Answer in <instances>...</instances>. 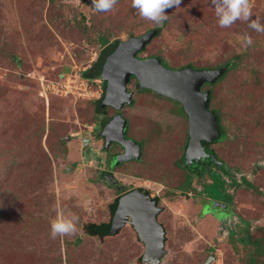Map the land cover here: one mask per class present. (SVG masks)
Listing matches in <instances>:
<instances>
[{
    "label": "rangeland",
    "instance_id": "1",
    "mask_svg": "<svg viewBox=\"0 0 264 264\" xmlns=\"http://www.w3.org/2000/svg\"><path fill=\"white\" fill-rule=\"evenodd\" d=\"M166 15L167 24L142 57L160 55L178 68L189 62L198 67L215 66L243 54L241 69L215 86L222 95L219 102L228 119L229 138L212 148L232 175L244 176L254 186L240 182L235 187L232 179L224 176L233 196L232 219L238 218L237 225H231L237 229L235 235L230 236L223 228V215L218 219L207 209L201 211L202 197L190 196L189 188L182 191L184 172L178 163L188 142L189 121L173 116V103L154 91L136 92V105L126 109L132 133L147 142L145 163H129L128 171L136 175L126 182H144L162 197L160 219L167 241L161 264H246L249 245L239 239L245 229L248 227L254 238L264 237V120L263 125L256 126L254 120L240 126L242 123L229 114L242 85L257 88L252 68L264 83V33L249 28L250 21L219 27L211 0H180L178 7L166 9ZM256 18L264 24V0H254L250 19ZM84 24H94L97 30H84ZM159 25L142 19L131 0H118L110 12L96 11L92 0H0V39L7 40L10 51L0 55V151L19 156L18 168L2 182L23 189L22 208L10 209L15 203L8 197L6 215L0 217L6 242L0 247V264L150 263L142 259L145 246L130 224L104 240L85 235L78 245L65 246L63 242L56 246L54 241L63 236L51 238L50 221L58 212L77 215L78 231L67 236L74 240L81 232V222L109 220L114 210L111 204L116 190L97 178L96 162L84 160L82 155L84 138L99 144L93 129L98 117L95 107L105 91L102 78L88 82L82 76L103 51L99 42L92 43L86 36L89 33L95 39L107 32L114 42ZM245 34L254 41L247 49L241 43ZM15 57L19 66L13 62ZM42 78L64 80L63 95L48 93L43 97L36 87ZM134 82L130 88L136 91ZM57 86L52 88L59 90ZM210 179L206 173L196 175L194 184L201 189ZM217 183L209 189L214 199L222 194ZM23 209L31 216L28 231L23 224L26 218L19 213ZM60 255L64 261H58Z\"/></svg>",
    "mask_w": 264,
    "mask_h": 264
},
{
    "label": "water",
    "instance_id": "2",
    "mask_svg": "<svg viewBox=\"0 0 264 264\" xmlns=\"http://www.w3.org/2000/svg\"><path fill=\"white\" fill-rule=\"evenodd\" d=\"M154 32L127 42L116 44L110 52H103L94 64V70L106 82L104 96L98 101L96 111L103 112L106 106L122 108L132 102L128 84L135 76L142 88L152 89L157 93L179 101L189 119V142L186 148L185 162L190 163L208 154L204 141L213 143L222 136L218 119L210 109V92L202 86L206 82H215L226 70V66L216 69H197L192 66L184 68L168 67L159 57L142 58L140 53L146 48ZM111 121L104 134L121 142L126 152L119 161L140 158L141 144L125 136L127 120ZM122 120V121H120ZM121 124V125H120ZM116 129V132H115ZM114 133V135H113ZM131 150L136 151L131 153ZM135 153V154H134ZM215 164L223 162L216 153L212 154ZM216 203L212 210L220 206ZM161 208L140 190L129 192L113 210L109 224L104 228L109 234H116L133 217L132 223L140 239L145 243L142 259L149 264H161L166 251V229L159 222Z\"/></svg>",
    "mask_w": 264,
    "mask_h": 264
},
{
    "label": "trees",
    "instance_id": "3",
    "mask_svg": "<svg viewBox=\"0 0 264 264\" xmlns=\"http://www.w3.org/2000/svg\"><path fill=\"white\" fill-rule=\"evenodd\" d=\"M51 3H54L55 0H49ZM168 18L167 20L163 21V23L157 27L151 28L148 31H146L144 34L142 35H131L129 38L125 39V40H115L114 42L110 40L109 34L107 32H103L102 34L99 33V36L97 38H93L91 35L88 36L87 39L90 40V42L92 43H100L103 46V51L102 52H110L111 50H113V47L116 44H121L123 42H127L129 41L131 38H139L149 32H154V35L152 36L151 40L148 42L146 48L142 51L144 52L148 45L152 42V40L156 37H158L161 34L162 28L164 25L167 24ZM94 24H91L90 26H88L87 24H84V28L82 29H93ZM96 29V28H94ZM89 30V31H90ZM97 30V29H96ZM8 42L5 39H0V55L7 53L9 54V48H8ZM141 52V53H142ZM142 57V56H141ZM148 57H159L162 59V61L171 68H176L171 66L169 63L166 62V60L160 56V55H150ZM242 57L243 54H235L233 57L229 58L228 60H225L224 62L218 63L215 66H210V65H206L203 67H198L193 65V63L189 62L188 64H183L181 66H179L178 68H184L187 66H192L195 67L197 69H216V68H222L224 66H226V70L219 76V78L215 81V82H206L204 84V86L202 87V89L204 91H208L210 92V102H209V106L210 109L215 113L218 122H219V126L220 129L222 131V136L219 138V142L224 141L226 139L229 138V127L227 126V117H225V112L222 110L221 106H220V102L222 101V95H219L217 92V89L215 88V86H217L220 83H224L225 80L227 79L229 73H235L238 72L241 69V62H242ZM146 58V57H143ZM13 62L16 64V66H19V60L18 57H15V59L13 60ZM94 63L92 64V66L85 70L84 72H82V76L83 78L87 79L88 82H91L97 78H100V76L98 74H96L95 70H94ZM252 74H253V78L255 80V86H257V88H254L253 90H251V88L246 87V85H242L239 88V93L236 94L233 97V110H231L232 112H230L229 114V118L232 117L233 115L239 120L240 126H246L251 124L254 120H255V125H261L263 123L264 120V83H263V79L261 78V74L258 73V70L256 68H252ZM46 80V79H45ZM245 80H248L245 79ZM47 81H52V80H47ZM64 80H54V82L56 83H60L62 84ZM246 83V82H245ZM104 86L105 83L103 82ZM38 89H41V81L38 84ZM51 94H53L54 97H59L62 96L60 93H55V92H50ZM49 93V94H50ZM43 97H48V96H44ZM66 96V95H65ZM104 96V93L103 95ZM42 97V98H43ZM64 97V96H63ZM102 99V98H101ZM171 99V98H170ZM44 100V98H43ZM100 100V99H99ZM98 100V101H99ZM177 101V100H174ZM178 103H180L179 101H177ZM98 104V102L96 103ZM181 104V103H180ZM182 105V104H181ZM183 115L184 118H188V115L185 111V109L183 108ZM96 110V107H95ZM263 125V124H262ZM0 146H1V134H0ZM18 163H19V156L17 155H9L8 153H4L2 151H0V217L5 216L6 212L4 211V208L7 205V198L11 197L14 199V205L11 208H15L16 207H20L22 208V204L20 202V200L23 199V189L20 188L19 186H15V187H10L7 183L2 182L7 176L11 175L12 173H14V170H16L18 168ZM44 163V162H43ZM224 174H225V170L223 169L221 172H216L215 174H213V179L214 182H218L217 184H219L222 190V194L220 198H224L226 195V190L223 187L224 183H225V179H224ZM192 174L189 175V179H188V186H190L191 184V178H192ZM232 178L234 179L233 182L235 185H241L240 182L245 183L248 186L253 187L254 184L252 182H250L246 177L241 176L240 178L235 177L234 175H232ZM214 182L212 184H210V189L211 187L214 185ZM218 198V197H216ZM230 200H233V196L230 197ZM117 206V202L111 204V209H115ZM9 209V210H10ZM17 209V208H16ZM20 210V209H19ZM24 211H19L20 214H22V217L26 218V221L23 222V224H25V231H28V226H27V222L29 221L28 217V213L26 209H23ZM2 221H0L1 223ZM110 221H92V220H85L83 222H81L79 224L80 226V233H78V235L75 237L74 240L72 239H68L67 236H63L62 240L58 239V241H54V244L56 246H62L63 242L65 243V246H70L73 244H80L83 239L84 236H92V237H98L100 240H104L107 236H114L115 234H109L107 233L104 228L109 224ZM42 226L45 227V222H42ZM119 233V232H118ZM116 233V234H118ZM61 237V236H59ZM240 241L242 243H245L247 245H249V250H248V259H247V263L246 264H263L264 263V237H258V238H254L251 235V232L249 230V228L247 227L245 229V233L244 236L239 238ZM6 242H5V238H4V234L3 231L0 230V247H5ZM142 256V255H141ZM141 256L139 257V261H141ZM65 258H63L62 255L59 256L58 261H64ZM67 259V256H66Z\"/></svg>",
    "mask_w": 264,
    "mask_h": 264
},
{
    "label": "flooded vegetation",
    "instance_id": "4",
    "mask_svg": "<svg viewBox=\"0 0 264 264\" xmlns=\"http://www.w3.org/2000/svg\"><path fill=\"white\" fill-rule=\"evenodd\" d=\"M102 53L103 52H101L99 57L102 55ZM133 80H135L134 83L137 86L136 91L134 89L130 88V84ZM103 82L105 83V87H106V82L104 79H103ZM204 84H203V86H204ZM128 91L132 94V102L131 103H125L122 106V108H120V109L113 107V106H106L103 112H98V117L95 120V124H94L93 129L95 130V128H96V136H97L96 138H97V141L99 142V144L97 146H95L93 144L94 142H93L92 138H84V140H83L84 145L82 148L83 149L82 150L83 159L89 160V162L94 160L96 162V168H97L96 171L98 172L97 178L101 182H103V184L110 186L116 190V194L114 197V203L117 202V204H119V202L122 199H124V197H126V195L129 192L134 191V190H140L144 195L148 196V198L152 201L156 200L157 206L161 208V211L158 215V219H159V222L162 223L165 227L164 222L160 219V216L163 212V204H162V197L159 195V193L156 192L157 193L156 194V193L150 191L151 190L150 188H147L146 186H144V184H143L144 182L140 181L138 184H127V182H126L128 177L136 175V174L130 173L128 171L127 165L129 163H136V164L137 163L138 164L145 163V160H146L145 156L147 154L146 153L147 142H146L145 138H138L136 135H134L132 133L131 118L128 116V112L126 111V109L128 107L130 108V107H134L136 105V102H137V99L135 97L136 92L154 91V90L142 88L139 85L137 78L135 76H132V78L128 84ZM154 92H156V91H154ZM156 95L159 97H162V98H166L171 103H173V105H172V109H174L172 111L173 116L180 118L181 120H184L183 109H182L183 105H181L177 101H174L175 99H173L171 97L161 95L157 92H156ZM96 107H97V104H96ZM120 115L127 120V126L125 128L126 129L125 130L126 138L135 139L136 142L138 144H141V146H142L140 158H132V159H129L126 161H124V160L119 161L120 155H122L123 153L126 152L125 146L121 142L116 140L115 138L109 137V134H104V128L111 121L121 119ZM120 121H122V120H120ZM188 121H189V119H188ZM177 122H178V120H177ZM158 126H159V128L161 127L159 123H158ZM115 132H116V129H115ZM113 135H114V133H113ZM69 139H71V138H69ZM218 140L213 142V143H209L207 141H204V145H205V148H206V151L208 154H204L202 157H200V159L186 164L185 154H186V148H187L188 142H189V137H188V142L185 145V150L182 154H180L179 159L181 161L178 163V167L184 172V178L182 179L183 181H181L183 186L180 185V187L182 188V191H185V192L188 191V189H185V188H189L188 194L190 196L199 195L202 198L204 197L203 199L202 198L200 199V200H202L200 203V205H201L200 210L205 211L207 209L208 210L207 213H211L214 217H217L218 219H219V216L223 215V219H224V222H223L224 227L223 228L228 231L230 236H233V235H235V231L237 229L232 228L231 225L233 223L235 225H237L236 222H237L238 218L237 219L235 218V220L232 219L233 218L232 217L233 211H232L231 205H232L233 200L232 201L230 200V197L232 196V194H230L227 190V185H228L227 180L224 178L225 183H224L223 187L226 190V195L223 199L222 198L214 199L210 195V192H209L210 184H212L214 182L213 174L218 172L216 169H219V172H221L224 169L225 170L224 176H226V175L229 176L232 179V181L231 180L230 181L234 184V182H233L234 179L232 178L231 168L228 166L227 163L224 162V160L219 156V154L216 152V150L214 148H212V144L219 142ZM133 152H136V151L131 150V153H133ZM213 153H216L218 158L223 162L222 164H218V165L215 164L216 161L212 157ZM177 160L178 159H176V164L178 162ZM136 164H133V165H136ZM205 173L211 178L210 179L211 182H207L205 185H203V187L201 189H199L198 186H196L194 184V178L196 175L200 177L201 175H204ZM190 174H192L193 176L191 178V184H190V186H188V179H189ZM234 186L236 187L237 185L234 184ZM221 187L222 186H220V189H221ZM216 203H220L221 205L216 207V209L212 210V206ZM110 219H111V217H110ZM110 219L106 220V221L108 222V221H110ZM132 221H133V217H131L129 219L128 223L125 226L130 224V226L134 229L135 227H134V224L132 223ZM138 238H139V235H138ZM140 242L142 245L145 246V243L141 239H140Z\"/></svg>",
    "mask_w": 264,
    "mask_h": 264
},
{
    "label": "clouds",
    "instance_id": "5",
    "mask_svg": "<svg viewBox=\"0 0 264 264\" xmlns=\"http://www.w3.org/2000/svg\"><path fill=\"white\" fill-rule=\"evenodd\" d=\"M117 3L118 0H92L94 8L98 12H110ZM211 3L215 9L219 27L229 28L238 20L250 21L249 28L257 33H264V24L260 19H250L253 16L254 0H211ZM179 5L180 0H131V6L137 10L139 16L155 24H162L167 20L166 9ZM241 43L247 49L253 45L254 41L250 35L245 34ZM78 223L79 217L74 213L58 212L50 221L51 238L76 234Z\"/></svg>",
    "mask_w": 264,
    "mask_h": 264
},
{
    "label": "built area",
    "instance_id": "6",
    "mask_svg": "<svg viewBox=\"0 0 264 264\" xmlns=\"http://www.w3.org/2000/svg\"><path fill=\"white\" fill-rule=\"evenodd\" d=\"M55 84L58 85L57 88H59V90L55 91V89L52 88L55 86ZM41 86H42L41 87V95L48 96V93H50V92H55V93L57 92V93H60L61 95H63L62 91H61L63 89V83L60 84V83H56L54 81H47V80H45V78H42ZM46 86H48L49 88H46Z\"/></svg>",
    "mask_w": 264,
    "mask_h": 264
}]
</instances>
